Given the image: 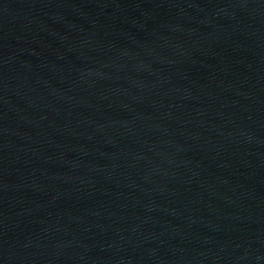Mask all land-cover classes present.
<instances>
[{
  "label": "water",
  "instance_id": "1",
  "mask_svg": "<svg viewBox=\"0 0 264 264\" xmlns=\"http://www.w3.org/2000/svg\"><path fill=\"white\" fill-rule=\"evenodd\" d=\"M0 264H264V0H0Z\"/></svg>",
  "mask_w": 264,
  "mask_h": 264
}]
</instances>
